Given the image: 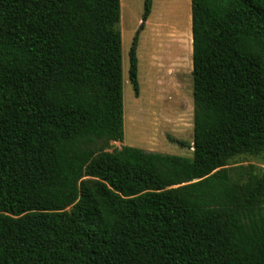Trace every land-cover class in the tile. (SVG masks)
Instances as JSON below:
<instances>
[{
  "label": "trees",
  "instance_id": "1",
  "mask_svg": "<svg viewBox=\"0 0 264 264\" xmlns=\"http://www.w3.org/2000/svg\"><path fill=\"white\" fill-rule=\"evenodd\" d=\"M119 2L0 0V264H264V0H189V158L106 150Z\"/></svg>",
  "mask_w": 264,
  "mask_h": 264
},
{
  "label": "rangeland",
  "instance_id": "2",
  "mask_svg": "<svg viewBox=\"0 0 264 264\" xmlns=\"http://www.w3.org/2000/svg\"><path fill=\"white\" fill-rule=\"evenodd\" d=\"M119 3L123 137L120 141H110L106 150L126 145L189 158L193 112L190 2L151 0L144 21L140 19L142 0H120ZM134 34L136 95L127 78V50ZM227 166H251L256 172L264 171V152L237 155Z\"/></svg>",
  "mask_w": 264,
  "mask_h": 264
},
{
  "label": "crops",
  "instance_id": "3",
  "mask_svg": "<svg viewBox=\"0 0 264 264\" xmlns=\"http://www.w3.org/2000/svg\"><path fill=\"white\" fill-rule=\"evenodd\" d=\"M122 137H123V135H122ZM113 142V141H112Z\"/></svg>",
  "mask_w": 264,
  "mask_h": 264
}]
</instances>
